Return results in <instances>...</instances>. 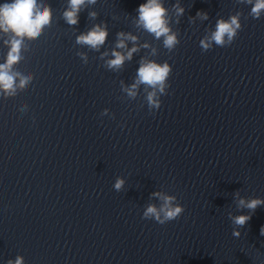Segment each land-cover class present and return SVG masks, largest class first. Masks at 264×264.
I'll list each match as a JSON object with an SVG mask.
<instances>
[{
    "label": "clouds",
    "instance_id": "obj_1",
    "mask_svg": "<svg viewBox=\"0 0 264 264\" xmlns=\"http://www.w3.org/2000/svg\"><path fill=\"white\" fill-rule=\"evenodd\" d=\"M97 0H67V5L62 12V19L68 26H76L79 23V16L83 9L89 5H95ZM236 3L247 4L251 6L249 16L253 19H259L264 15V0H236ZM177 18L184 14L185 9L177 3L173 6ZM138 18L135 21L136 27L142 28L156 40L162 39V46L171 53L180 43L177 32L170 27L171 18L169 10L164 6L163 0H147L136 9ZM98 13L90 11L89 19H96ZM241 12L230 15L228 19L219 18L216 21L215 30L211 31L199 41L200 47L207 52L213 46H230L242 29ZM196 16L201 20H207L206 12L197 11ZM53 21V10L45 0H11L0 4V39L7 47L4 62L0 63V98L8 99L23 92L32 84L34 75L19 71L17 65L25 59V53L30 51L29 44L37 40L46 28L51 27ZM179 23V19L176 20ZM108 37L107 25L105 23L95 24L86 32L76 36L75 43L80 46H87L92 51L99 52L105 44ZM138 38L130 32L117 33L115 47L111 51V59L104 60L109 55L103 52L100 56L104 60L103 66L114 72L123 68L125 61H130L133 54L138 52L141 47L147 48V43L137 45ZM131 41L133 47H127V42ZM117 49L126 50L118 51ZM84 64L88 63V56L84 52H77ZM156 50H152V55H156ZM172 73V67L168 62L158 63L155 60L142 58L140 66L136 73V78L130 86H125L120 82L121 91L126 93L128 99L135 100L138 95V89L141 85L145 86V101L150 111L158 110L161 107V96L167 94L170 87L168 81ZM28 106L20 108L23 113L27 111ZM109 115V110L104 109L101 116ZM124 181L117 179L114 185L116 191H120ZM239 197V193H236ZM152 197L158 198L160 203L148 204L143 211V219H153L163 225L166 222L178 219L184 212V207L178 202L175 195L156 191ZM264 206V199L261 198H239L237 200L238 209H248L246 215L233 216L228 214L233 225V235H241L239 229L244 228L251 220L252 214L258 207ZM260 234L264 235V226L260 229ZM7 264H24V258L17 256L14 260L9 259Z\"/></svg>",
    "mask_w": 264,
    "mask_h": 264
}]
</instances>
